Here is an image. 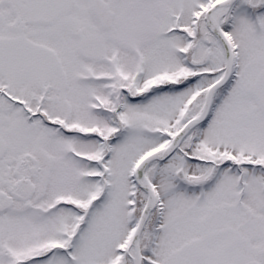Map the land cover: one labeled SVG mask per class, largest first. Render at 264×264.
Returning <instances> with one entry per match:
<instances>
[{
    "label": "snow or ice",
    "instance_id": "obj_1",
    "mask_svg": "<svg viewBox=\"0 0 264 264\" xmlns=\"http://www.w3.org/2000/svg\"><path fill=\"white\" fill-rule=\"evenodd\" d=\"M0 264H264V0H0Z\"/></svg>",
    "mask_w": 264,
    "mask_h": 264
}]
</instances>
